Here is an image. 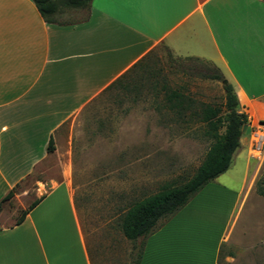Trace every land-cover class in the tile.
<instances>
[{"label": "crops", "instance_id": "obj_1", "mask_svg": "<svg viewBox=\"0 0 264 264\" xmlns=\"http://www.w3.org/2000/svg\"><path fill=\"white\" fill-rule=\"evenodd\" d=\"M72 15L48 24L32 0H0V264H114V247L109 260L100 255L80 220L74 130L86 124L102 95L131 91L151 75L156 50L217 67L251 127L264 126V0H92ZM164 87L166 81L154 86L153 95L174 113ZM247 157L240 189L206 186L200 202L191 201L148 238H125L133 247L124 264H221L234 257L225 247L260 242L261 216L258 238L245 243L252 230L244 218L248 204L257 197L259 210L250 216L264 213L257 181L248 185L256 171ZM37 171L43 180L24 203L30 198L24 183Z\"/></svg>", "mask_w": 264, "mask_h": 264}, {"label": "rangeland", "instance_id": "obj_2", "mask_svg": "<svg viewBox=\"0 0 264 264\" xmlns=\"http://www.w3.org/2000/svg\"><path fill=\"white\" fill-rule=\"evenodd\" d=\"M73 11L77 10H63L58 15L59 21L69 22ZM150 65L153 73L144 74L131 84V91H111L98 98L86 124L74 130V186L80 220L88 241L100 255L109 260L114 247V264H124V253L133 247L121 231L123 213L134 201L156 193L162 186L178 185L189 179L212 143L204 134V124L185 123L163 108L164 102L154 97L153 87H161L166 81L168 87L180 89L198 103L222 105L225 102L223 82L206 80L198 74L199 67L210 64L177 60L158 49ZM66 127L68 130L69 125ZM63 146L65 152L66 145ZM248 152L249 170L256 171V175L247 178L248 185L252 186L264 171V126L251 127L249 123L231 168L207 187L227 185L240 189ZM52 164L58 169L62 163L55 159ZM40 179L43 180V175L37 171L26 180L23 187L30 190V198L24 203L32 202ZM254 193H257L256 186ZM198 195L192 201L200 202L202 198H197ZM204 196L210 195L204 193L201 197ZM257 199L248 204L244 217L246 226L252 229L245 241L248 244L258 238L255 223L264 218V213L259 212L250 216L251 209L259 210ZM224 203L227 207L230 201ZM5 220L9 218L5 216L2 221ZM223 251L232 252L234 257L222 258L221 264H264V234L254 245L227 246Z\"/></svg>", "mask_w": 264, "mask_h": 264}, {"label": "trees", "instance_id": "obj_3", "mask_svg": "<svg viewBox=\"0 0 264 264\" xmlns=\"http://www.w3.org/2000/svg\"><path fill=\"white\" fill-rule=\"evenodd\" d=\"M32 1L48 24H62L58 19V15L63 10H87L92 0ZM186 60L200 61L195 58H187ZM197 70L199 76L203 79L221 82L225 80L217 67L206 65L199 67ZM111 87H114V84ZM164 89L166 91V102L171 105L170 110H174L175 115L185 123L195 121L204 124V134L212 140V143L204 160L189 179L178 185L172 183L162 186L156 193L134 201L123 213L120 222L121 231L126 239L133 242L146 239L159 230L187 206L208 184L231 168L234 155L241 148L243 128L245 125H249L245 113L240 112L241 106L238 97L233 86L229 83L223 85L225 102L222 105L198 103L191 95L181 90L170 89L169 87H164ZM48 150L50 152L54 150L53 141L50 142ZM256 192L259 196L264 197V171L256 182ZM13 196L14 191H11L3 201H8ZM41 199L33 202L27 210L21 213L17 224L23 222L27 213Z\"/></svg>", "mask_w": 264, "mask_h": 264}, {"label": "water", "instance_id": "obj_4", "mask_svg": "<svg viewBox=\"0 0 264 264\" xmlns=\"http://www.w3.org/2000/svg\"><path fill=\"white\" fill-rule=\"evenodd\" d=\"M223 84H227V81H226V80L223 81ZM247 127H248L247 125L244 126V128H243V132L246 131Z\"/></svg>", "mask_w": 264, "mask_h": 264}]
</instances>
